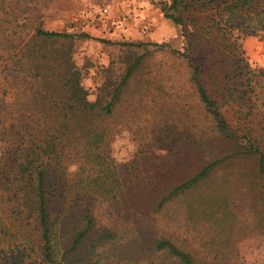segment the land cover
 Here are the masks:
<instances>
[{
    "label": "trees",
    "instance_id": "16d2710c",
    "mask_svg": "<svg viewBox=\"0 0 264 264\" xmlns=\"http://www.w3.org/2000/svg\"><path fill=\"white\" fill-rule=\"evenodd\" d=\"M6 4L0 0L10 10L0 15V212L15 232L5 241L0 227V264H225L217 252L188 246L178 231H197L209 213L236 219L234 189L244 191L260 218L256 227H264V136L234 127L227 116L237 103L250 106L264 94V69L250 63L243 47L254 0L162 6L182 30L183 46L171 52L186 59L201 109L181 124L196 155L181 174L180 164L169 163L164 173H156V164L142 174L136 162L113 157L124 130L118 111L138 88L145 56L127 60L119 78L89 101L81 77L70 74L77 69L73 41L92 37L47 29L40 9L26 1ZM233 17L240 23L236 38L228 25ZM213 31L233 60L230 71L208 52L213 39L204 38Z\"/></svg>",
    "mask_w": 264,
    "mask_h": 264
},
{
    "label": "rangeland",
    "instance_id": "374dc122",
    "mask_svg": "<svg viewBox=\"0 0 264 264\" xmlns=\"http://www.w3.org/2000/svg\"><path fill=\"white\" fill-rule=\"evenodd\" d=\"M5 1L6 5L15 2ZM23 1L30 9L35 6L40 9L47 29L85 32L92 37L91 40L73 41L77 69L70 74L72 78L81 77L88 90L89 101L96 99L98 91L107 82L119 78L127 60L146 57V66L138 77V88L118 111L122 123L120 128L124 130L115 137L113 157L121 164L136 162L142 174H147V170L152 173L156 164V173H164L169 163L175 167L180 164L177 172L183 173L187 163L196 155H192L195 153L191 150L193 145L187 141L181 124L188 122V116L199 117L201 109L197 94L189 83L191 69L186 59L171 52L172 49H181L184 40L181 28L166 19L162 11L163 4L170 0ZM254 2L255 12L250 18L245 16L246 19L248 17V25L244 23V26L249 29V36L243 41V47L250 63L264 69V0ZM9 12V8H0L2 16ZM209 20L207 17L202 19L203 29L207 28ZM239 24L234 17L228 23L234 27L232 36L225 22L221 27L228 36L236 38L238 31L235 29ZM144 26L150 29L151 34L142 33ZM204 32L209 33L208 30ZM220 37L217 31H213L204 39H213L208 52L215 58L226 60V66L221 70L230 71L233 60L222 52ZM203 42H197L196 47ZM197 53L201 63L209 60L205 59L207 51L204 48L201 47ZM227 116L234 127L264 136V94L253 96L250 106L237 103ZM166 121L168 124L162 125ZM229 195L238 201L241 209L236 219L225 221L221 215L209 213L201 220L200 229L189 234L178 231V234L188 240V246L196 247L203 255L217 252L221 258L227 259L225 264H264V227H256L259 216L253 208L247 207L244 191L230 190ZM0 227L7 231L2 239L8 241V236L15 230L2 212Z\"/></svg>",
    "mask_w": 264,
    "mask_h": 264
},
{
    "label": "built area",
    "instance_id": "2783aa9c",
    "mask_svg": "<svg viewBox=\"0 0 264 264\" xmlns=\"http://www.w3.org/2000/svg\"><path fill=\"white\" fill-rule=\"evenodd\" d=\"M142 33L144 35H149V34H151V31H150V29L147 26H144L143 29H142Z\"/></svg>",
    "mask_w": 264,
    "mask_h": 264
}]
</instances>
